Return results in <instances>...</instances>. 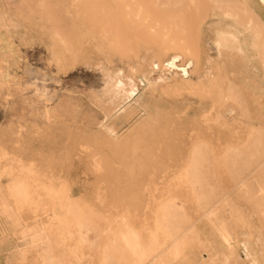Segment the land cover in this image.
Wrapping results in <instances>:
<instances>
[{
  "label": "rangeland",
  "instance_id": "1",
  "mask_svg": "<svg viewBox=\"0 0 264 264\" xmlns=\"http://www.w3.org/2000/svg\"><path fill=\"white\" fill-rule=\"evenodd\" d=\"M5 1L10 3V11L14 12L19 0ZM27 1L36 14L32 19L21 20L17 35L9 38L7 32L0 29V54H5L0 68V151H20L27 157L25 159L31 157L37 161L47 153L53 157L56 155L57 159L52 158L55 164L51 168L46 165L38 168L47 173L51 170L53 175H67L74 196L91 201L99 216L109 217L121 226L116 232L106 229V236L113 244L110 255L118 257L125 244L128 249L124 255L130 257L134 250L133 235L145 232L142 226L150 217L147 206L152 202L149 186L152 190L154 185L161 186L178 171L187 157L186 144L196 131L191 127L204 128L205 131L197 135L203 133L206 139L214 141L218 151L229 142L245 143L249 128L252 125L259 127V146L246 150L236 162H232V157L228 162L213 163L209 176L213 185L211 206H220L226 197L236 203L241 214L240 222L245 227L235 225L233 234L248 240L247 226H251L257 264H264V215L258 217L250 213L261 200L255 183L258 181L264 185V53L250 45L254 37L245 35L247 48L235 51L237 44L226 41L241 40V27L235 21L213 17L218 10L216 0H201L200 10L189 6L187 0H145L146 10L142 17L146 16V19L141 17L136 21L125 19L127 10L121 3L123 0H46L47 11L53 18L47 21L38 19L39 0ZM225 1L234 3L240 0ZM248 4L250 14L261 27L260 35H264V0H248ZM53 25H59L69 33L71 41L79 39L82 42L83 52L78 57L71 58L55 44V39L50 36ZM166 40L176 42L171 45ZM97 42L106 50L101 52ZM187 48L191 54L186 52ZM175 54L182 55L179 64L193 60L187 76L177 69L163 66ZM59 58L63 59V65H60ZM130 63L142 66L140 71H131ZM121 71L137 80L133 89L119 83L123 80ZM236 72L238 75L235 77ZM208 74L213 75L212 82L204 84L197 81L199 77L207 78ZM233 78L238 79V84H232L236 88L231 90L232 94L226 100H222L220 94L229 93L227 87ZM244 81L248 83L244 85ZM126 90H129L128 94L123 98ZM199 101L204 104L200 105ZM211 103L222 110V122L208 114ZM45 105L52 111L48 119L43 112ZM230 107H234L233 114L227 112ZM202 123L208 127H203ZM49 124L51 131L40 130ZM108 124L118 127L122 124L124 133L98 131L108 128ZM139 125L145 128L139 129ZM18 126L26 136L25 143L21 141L22 145L14 140V129ZM252 135L255 136L254 133ZM95 136L101 137L109 149L106 157L111 164L103 168V175L113 177L115 174L129 181L131 174L139 173L143 195L136 187L132 191L139 193L129 195L130 188L121 183L115 193L114 183L100 180L99 173L92 171L90 159L81 151V145ZM254 139L250 135V140ZM222 154L220 151L214 161L221 162ZM148 158L165 163L159 165L157 161L141 170L130 165L112 164L114 160ZM46 167L50 170L47 171ZM253 176L256 181L251 178ZM10 180L7 176L0 178V190H4ZM177 187L180 189L174 188V191L177 190L180 197L178 203L187 206L189 216L199 220L202 216L194 203L189 202V190ZM4 199L0 197V237L5 238L0 246V264L5 263L7 253L19 254L29 240L27 236L14 234L13 221L19 224L20 219L16 214L11 218L8 212H3L4 206L10 207L8 200ZM197 226L201 234L193 239L191 256L206 262L219 257L215 260L218 264L222 260L224 264H233L222 250L219 251L220 256L218 250L213 251L216 255H210L213 249H209L208 239L212 246L213 242L220 248L227 246L217 226L204 217ZM83 249L81 256L87 254V257L81 259L75 255V260L65 261L63 256L70 253V246L58 242L55 254L64 264H100V248ZM32 254L27 249L20 264H37L32 260ZM242 254L243 262V251Z\"/></svg>",
  "mask_w": 264,
  "mask_h": 264
},
{
  "label": "bare ground",
  "instance_id": "2",
  "mask_svg": "<svg viewBox=\"0 0 264 264\" xmlns=\"http://www.w3.org/2000/svg\"><path fill=\"white\" fill-rule=\"evenodd\" d=\"M157 1L160 2V0ZM216 2L218 5L215 7H217L218 10L215 11L213 17L220 20L226 19L233 22L235 21V23H239L241 27V32L239 33L241 40L226 42L236 43V46L238 47H236L235 51H243L242 47L247 48L244 39L245 35L247 37H254V41L251 42L250 45H252L253 48L255 47V49L260 48L264 53V35L262 33L260 35L259 29L261 30V27L258 24L257 19H255V17L250 14L251 8H249L248 0H240L234 3H226L227 1L225 0H216ZM121 3L126 7L127 10L125 12L126 20L136 21L137 19H140L142 17L144 11L146 10L145 0H123L121 1ZM187 4L195 9L200 10L202 1L187 0ZM46 5V0H39V20H53L52 16H50L47 11L48 8ZM9 6L10 3H6L5 0H0V29H4L7 32L8 37L11 38L17 35L16 29L21 20H24L26 18L32 19L36 12L29 5L27 0L17 1L16 10L14 12L10 11ZM46 14L47 16H45ZM142 19L145 20L146 16L142 17ZM52 27V30H50V36L55 39V44L61 46L64 51L67 52L68 55H70L71 58L74 59L83 52V44L79 39L71 41L69 33H65L59 25H53ZM71 35H73V33ZM175 42L176 41H167V43L171 45ZM97 43L98 47H101L100 51H104L105 48H103L99 42ZM140 45L141 44H139V47ZM149 49L151 50L152 48ZM186 52L188 54H191L189 48H187ZM4 55V52L0 54V68L2 67L1 62L4 60ZM181 59V54L172 55L166 62H164L165 65L163 66H167L171 70L177 69L181 72L182 75L187 76L188 69L193 66L194 62L193 60H188L184 64H179L178 62H180ZM60 60V65H63V59L59 58V61ZM130 65L131 71L133 72L140 71L139 69L140 67H142L138 64L135 65L134 63H130ZM230 71L228 72L232 73V70ZM237 72L239 73V71ZM237 72L236 75H234L235 77L238 75ZM120 75L123 76V80L121 79L119 83H123L126 87H131L133 89L134 84L137 80H135V78H133L132 76L125 75V73L122 71L120 72ZM247 75L248 74H246V76ZM248 77L250 76L248 75ZM239 78H241V76ZM198 79L199 80L197 81H202V83L207 84L205 82L213 81V75L208 74L207 78L199 77ZM243 79L245 78L243 77ZM231 80V85L229 84L227 87L229 93L222 92L220 94V98H222V100H226L230 96V94H232L231 90L236 88V86L232 84H238V79L236 80L233 78ZM245 83H248V81H244V85ZM241 84L243 83L241 82ZM254 85H256V82ZM246 86L244 87L245 89L248 88H246ZM128 91L129 90L125 91L124 96H122L123 98H125V96L128 94ZM199 104L203 105L204 102L199 101ZM208 110L213 111L208 112V114H210L213 119L222 122L220 120V112L222 110L218 106H216L214 103H211ZM233 110L234 107H230L227 109V112L233 114ZM43 112L46 119H48L52 111L47 105H45L43 108ZM208 117L207 119H209ZM204 124L202 123V126L207 128L208 126H204ZM108 125V128L105 127L104 129L98 131H110V133L112 134L118 133L119 135L124 133V127L122 124H120L119 127L116 125L112 126L111 124ZM128 127L130 126H127V128ZM138 128L143 129L145 127L143 125H139ZM258 128L259 127H253V125L249 128L248 138L245 143H233V141L229 142L226 146L221 148L220 151L223 152L221 156L222 161L217 162L214 161V159L217 158L220 151H218L215 142L206 139L203 133L197 135L199 132H204V128L198 126L191 127V129H195L196 131L191 135L190 141H188L186 144L185 151H187V157L180 164V168L178 169V171L172 174L171 179L161 186L159 185V187H156L154 185L156 189L153 187V190H157L156 192L151 189V186H149V197L152 202L147 206L149 207L150 217L142 226V230H145V232L139 234L143 236L139 239V235H133L135 236V238L133 239L134 250L130 257L124 255V252H126V250L128 249V246L126 247V245L124 244L125 242H122L124 244V249L119 250L120 255L118 257H113L110 255L113 244L108 240L106 236V229H108L110 232H116L121 229V226H118V224L114 221L112 222L111 218L109 220V217L99 216L98 212L91 206L93 204L91 201L83 198L82 196H74L71 190L70 179L67 177V175H65L66 177L60 176L58 174L55 175L56 173L53 175L51 173V170L47 169V167V171L50 170L48 171V173L38 168L39 166L40 168L42 166L44 167V165L51 168L50 166H52V164H55L53 159H57L56 155H54L55 157H53V154L51 155L50 153H47L44 158H40L37 161V159L31 157L25 159L27 157H25V154L20 151L10 152L9 150H1L0 178H2L3 176H7L11 179L10 183L4 186L5 189L0 190V197L5 198L4 200L7 199L10 203V207H3V212H8L11 218H14L13 216L15 215L13 214H16L17 218L20 219L19 224H17V221L15 220V222L13 221L14 227L11 226L10 223H8V225L14 228L15 231L13 230V228L12 230L15 232V235H18L19 237L27 236L29 239L28 244L21 248L19 254L7 253V255L5 256L4 264L23 263L25 251L27 249L33 252V257L31 256L32 260H34L37 264H64L65 262L55 254V246L58 245V242H63V244L70 246V253L67 254V256H63L66 257L65 261L75 260V255L80 257L82 254H84L83 250L85 249H83V247H88L89 249L98 247L101 251L100 264H215L217 262L215 260H217V258L219 257L215 259L211 257L213 260H208V262H206L202 259L193 258L190 253V250L193 249L192 244L194 237L201 234L198 229L197 222L202 217H204V219H208L215 226H217L218 232H220L222 237L225 238V241L227 242V246H225L224 248H220L214 246V242L212 246L208 239L209 249H213L211 250L212 252H210V255L213 254L214 250H218V254L219 251L222 250L223 252H225L226 258L231 259L233 264H257L256 252L252 245V235L254 234V229L252 230L251 226H247L250 233L248 235V240H245L240 236L236 237L233 234L235 231V225L245 227L244 224L240 222L241 214L238 211L239 208H237L236 203L226 197L221 201L220 206H211L213 185L210 182L209 172L210 168L213 166V163L220 164L222 162H228L232 157V162H236L237 157L244 154L246 150L249 151L252 146H254V148H256L257 145L259 146V138L257 137ZM40 130L51 131L50 124L48 127H42ZM92 132L94 133L95 130ZM253 133L255 136L252 135ZM14 135L15 141L21 142L23 140L25 143L26 136H23L21 126H18L14 129ZM250 135L252 137H255V139L251 141ZM106 138L110 140L109 137ZM81 146V151L85 152L90 159L89 163L92 165V171L99 173L98 175L100 180L105 181L106 183H114V186L116 187L114 190L115 193L120 187L118 186L119 183H121L124 186H127V188H130L129 195L131 196H135L133 194H138L139 192L141 195L144 194V192L142 191L143 184L139 180V173L131 174L129 181H127L126 179H122L119 176L117 177L115 174L113 175V177H106L105 171V175H103V168L109 166L111 162L106 157L109 155V153L107 152L109 149L106 146V142H104L101 137L95 136L94 138H92V140H88L87 144H83ZM242 147H245V149H241ZM20 148L22 147L20 146ZM134 154L135 153H132V155ZM149 155H151L150 152ZM157 161L159 165L164 162L160 159ZM157 161H152L150 158L146 160L129 161L122 159L121 161L114 160L112 164L120 163V165H130L131 168L138 167L137 169L141 170L149 164L151 165L157 163ZM52 172H55L53 168ZM60 173L61 172H59V174ZM251 178L253 179V181L257 180L254 176ZM177 186H183L189 190V202L194 203L197 210L201 213L202 217L199 220H194L192 217H190L186 210L187 206L178 203L180 197L177 190H175L176 192L174 191V188H178ZM135 187L139 192L137 191L133 193L132 189ZM255 187L257 194H260L261 200L258 201L257 208H255L254 210H249H251L250 213L256 214L258 215V217H261V215H264V185L257 181L255 183ZM183 197H185V195ZM180 202H182V200ZM185 202L187 201L185 200ZM10 209H12V211H10ZM25 213L28 215H26ZM108 223V228H106L105 225H107ZM253 226L255 228L254 224ZM12 233L13 232H11V234ZM1 242H5V238L3 236L0 237V243ZM255 244L256 247L257 240H255ZM242 251L245 255V258H243V262L241 261L243 255ZM213 255H216V253H214ZM84 257H87V254L83 255V257L81 256L80 258L84 259ZM222 259H225V257ZM222 261L224 262V260ZM223 262H220V264H224Z\"/></svg>",
  "mask_w": 264,
  "mask_h": 264
},
{
  "label": "crops",
  "instance_id": "3",
  "mask_svg": "<svg viewBox=\"0 0 264 264\" xmlns=\"http://www.w3.org/2000/svg\"><path fill=\"white\" fill-rule=\"evenodd\" d=\"M193 64H194V63H193ZM189 70H190V68L188 69V71H189ZM3 243H4V242H1V243H0V246H1Z\"/></svg>",
  "mask_w": 264,
  "mask_h": 264
}]
</instances>
